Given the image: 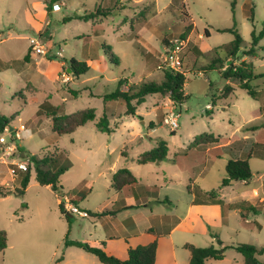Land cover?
Segmentation results:
<instances>
[{
    "label": "rangeland",
    "instance_id": "374dc122",
    "mask_svg": "<svg viewBox=\"0 0 264 264\" xmlns=\"http://www.w3.org/2000/svg\"><path fill=\"white\" fill-rule=\"evenodd\" d=\"M97 8L108 15L83 19ZM186 15L194 25L190 44L198 46L204 55L197 64L187 59L184 62V92L188 99L177 107L179 127L172 134L165 124L166 115L174 106L168 95L147 96L139 106V117L126 115L122 100H104V96L114 92L120 81L124 91L144 82L161 83L167 70L164 43L184 31ZM263 28L264 0H0V113L14 118L11 123L15 126H25L21 132L25 156L60 152L71 162V168L60 178L63 192L57 194L49 186L39 185L33 170L23 197L13 192L15 178L7 167L0 165V185L10 191V195L0 197V230L8 237V246L0 253V264H60L57 259L64 258L66 240L86 243L91 234L95 240L104 239L101 221L91 215L82 218L71 214L64 207L67 220L61 215L59 200L68 199L76 206L73 199L89 184L94 189L77 200L78 209L91 214L103 211L110 167L117 159L122 163L121 152L128 154V165L143 169L152 181L148 169L137 163L141 153L154 149L160 139L171 141L168 146L173 152L192 136L204 133L232 145L222 157L209 156V163L205 161L207 154L198 156L191 170L198 174L196 184L220 196L223 192L237 195L244 189L259 193L257 202L252 199L255 205L243 203L248 209L247 227L242 225L240 214L244 209L240 206L239 210L231 209L228 229L217 224L206 227L226 245L248 244L264 249V77L250 83L257 92L254 100L238 87L237 80L226 83L218 70H203L213 59H226L224 46L235 36L224 30H235L243 39L244 50L250 47L252 32L259 33ZM39 33L50 50L45 57L30 49V39ZM259 46L264 47V39ZM57 51H62L63 58L55 57ZM27 52L29 60L23 62ZM72 57L86 61L90 70L79 79L70 73L71 81L65 82L60 70L68 71L67 62ZM49 60L64 64L60 68L50 67ZM241 60L239 54L233 63L238 65ZM245 62L255 75L264 74V49ZM225 84L235 90L222 98ZM213 96L218 98L215 104ZM46 99L60 106L65 114L94 109L96 118L72 134L59 136L52 131L51 119L38 115L39 105ZM260 108L261 113H257ZM157 111L162 113L158 118ZM104 115L114 130L111 134L96 127ZM150 121L154 126L149 125ZM241 150L251 154V181L247 186L237 181L232 183L233 187H222L228 161L241 157ZM203 166L206 168L202 170ZM188 174L190 170L183 175ZM251 206L257 208V214L250 210ZM200 245L210 246L206 240ZM73 252L66 264H92ZM184 252L178 251L183 254L178 255L182 264H186L188 254ZM83 256L101 264L95 257ZM237 257L241 258L238 252L229 251L225 260L213 262L237 264ZM259 257L264 261V253ZM117 258L124 261L127 256Z\"/></svg>",
    "mask_w": 264,
    "mask_h": 264
},
{
    "label": "trees",
    "instance_id": "16d2710c",
    "mask_svg": "<svg viewBox=\"0 0 264 264\" xmlns=\"http://www.w3.org/2000/svg\"><path fill=\"white\" fill-rule=\"evenodd\" d=\"M91 12L89 15L83 16L85 21L95 18L96 16H107L108 13L105 10L99 8ZM185 21V20H184ZM183 21V22H184ZM187 25L184 27V31L178 35V38L169 40L164 43V47H170L173 44L174 40H181L186 42V46L181 52V70L173 71L166 70L164 74V80L161 83L156 82H144L140 85H134L128 90H122V82L120 81L116 90L110 94L104 96V100H122L126 105V115H135V111L138 106L145 102V99L149 95L160 94L168 95L170 100L177 106L180 107L187 99L188 96L184 93V87L186 85V73L187 67L184 62L186 59L189 63L197 64L199 58L204 55V53L190 42H188V37L193 30V22L186 15ZM225 32H231L234 34L235 39L227 46H224L227 52L226 59L223 61L221 59H213L211 62L203 68L205 71L218 70L221 77L225 81H230L235 79L238 81V87L247 91L249 96L254 100H257V92L251 86V81L256 78L264 77V74L255 75L250 65L245 62V59L248 57H256L259 50H263L264 47L259 46V42L264 39V28L256 33L255 30L252 32V42L248 49H243V39L242 37L233 29L224 30ZM206 36H209V32L205 31ZM30 52V50H29ZM29 52L25 55L22 61L29 60ZM241 54L243 60L239 62L238 65L234 64V60H238V55ZM228 63V64H227ZM67 69L76 79H79L81 76L87 74L90 70V66L86 61H79L77 58H70L67 62ZM6 69V68H4ZM212 85L210 84V88ZM235 88L229 84H225L222 88V98H227L230 94L234 92ZM218 98L213 96V103ZM135 102V104H133ZM263 108L257 110V113H261ZM44 114L51 119L52 131L59 136L69 135L74 133L78 128L85 126L88 122L94 121L96 118L94 109H86L78 113L65 114L62 111L60 106H54L51 104L49 99H46L39 105L38 115ZM14 118H8L0 113V132H2L8 125L11 124ZM96 127L100 132L111 134L114 132L110 128L109 120L106 115L96 123ZM174 134V132H172ZM220 140L218 137L213 136L212 134L204 133L197 135L194 139L193 144H211L218 143ZM22 151V150H21ZM169 147L168 140L160 139L157 142V146L148 151H144L140 154L137 159L139 165H146L149 163H156L163 161L168 155ZM59 154H46V155H36L31 156L32 165L29 166L28 170L25 173H21L15 179L17 183L14 193L19 196H24L31 179V172L34 170L35 179L41 186H49L54 193L60 194L62 187L60 186V178L64 175L70 168L71 162L67 159L64 153ZM250 157L251 154L247 155L246 158H234L230 159L227 163L226 173L227 177L222 180L221 186L227 187L230 186L233 182L243 181L249 183L252 179V172L250 167ZM138 185V180L132 174V172L127 168H121L113 174L112 177V186L119 193H127V190ZM189 192L194 195L195 204H219L224 213L231 208V206L225 204L220 198L219 193L216 191L205 192L200 189L198 186L188 187ZM8 192V193H7ZM90 193V189L86 188L81 190L73 199L75 205L78 204L77 200L83 199ZM10 195L8 188H4L0 185V197ZM126 196V194H124ZM123 196V195H122ZM241 221L242 224L247 227L248 223L246 220L248 218L246 205L241 204ZM59 209L61 215L69 220L68 215L66 214L62 203H59ZM250 210L257 214L258 210L254 206L250 207ZM91 215L89 212H87ZM103 215V214H99ZM97 215V216H99ZM69 230L66 234L68 237ZM218 246L210 245L207 247H196L190 244L184 246L187 249L191 256L189 264H206L208 259L222 260L224 258V253L228 249H235L239 252L243 258V264H264V261L260 260L258 256L264 253L263 248H257L248 244H237L235 246H226L224 243L217 239ZM8 246V237L7 233L3 230H0V253H3ZM65 246H74L85 253L95 256L102 264H155L156 255L158 249V241L155 238L151 243L147 245H139L136 247H129L127 250V259L120 260L116 256L110 254L103 243L91 245L88 243L82 242H68L65 241ZM62 256L57 259V262L62 260Z\"/></svg>",
    "mask_w": 264,
    "mask_h": 264
},
{
    "label": "crops",
    "instance_id": "0c3cea01",
    "mask_svg": "<svg viewBox=\"0 0 264 264\" xmlns=\"http://www.w3.org/2000/svg\"><path fill=\"white\" fill-rule=\"evenodd\" d=\"M37 35H40V33ZM190 36L188 37V42L191 40ZM88 60L93 61L91 59ZM63 64V62H56V60H49L47 62V65L50 67L55 66L54 68H60ZM228 82L226 81V83ZM207 111H211V109ZM161 115L162 113L157 111L155 116L158 118ZM134 116H140L139 106ZM142 123L144 124V121ZM149 125L154 126V122L150 121ZM195 137L192 136L188 142L181 145V147H176V150L173 152H170L169 149L168 155L163 161L140 165L148 169L149 175L154 178L152 181L150 180L151 178L146 176L143 169L136 170L134 167L128 165V154L124 155L121 152L122 163L117 159L110 167V182L105 185L108 197L104 202L103 211H98L96 214H91L90 212L91 217L101 221L104 239L95 240L93 239L94 235L91 234L88 236L89 240L87 242L91 245L103 243L106 250L110 251V254L121 258L123 255L127 256L129 247L147 245L157 238L158 249L155 264H182L178 260V255H183L182 253L178 254L180 249L185 251L184 253H188L186 254V264H189L191 254L184 248L186 244L203 247L200 245V242H205L206 240L208 244L214 245L215 242V246H218L217 239L219 237L209 227L207 228L206 225L217 224L221 228L228 229L231 209L236 210L238 208L237 210H239V206L245 202L255 205L252 199L256 201L257 194L259 193L255 189L253 191L244 189L237 195L225 194L223 192L219 198L225 204L231 206L225 213L219 204H195L193 202L195 197L188 190L189 186H198L196 184L198 174L196 175L191 171L194 169L193 164L195 160L198 159L199 155L207 154L208 157L205 158V161L209 163V156L213 155L215 158L222 157V154L227 152V149L232 145V142L230 143L229 141L226 143L219 141L214 146H208L207 144L194 145ZM243 140H248V138ZM170 142L168 141V143ZM240 153L241 157L239 158H246L250 154L245 150H241ZM121 168L129 169L138 180L137 186L127 190V193L123 192V194L116 191L112 186L113 174ZM205 168L203 166L202 170ZM188 170H190V174L185 177L183 174ZM92 183L94 184V181ZM243 183L247 186V183ZM61 187V192H63V186ZM86 188L90 189V193L88 194L90 195L94 188L89 184L86 185ZM224 245L226 244L224 243ZM64 249L65 255L60 264H66L68 255H74L73 251H75V255L79 256L82 261L86 260L95 264V262L89 260V258H85L83 255L95 256L85 253L77 247L64 246ZM78 250L82 251L83 254H79ZM229 251L236 250L228 249L224 253L222 260L208 259L206 264H215L213 261L225 260ZM258 258L260 259L259 256ZM243 263V256L241 255V258L237 257V264Z\"/></svg>",
    "mask_w": 264,
    "mask_h": 264
},
{
    "label": "built area",
    "instance_id": "2783aa9c",
    "mask_svg": "<svg viewBox=\"0 0 264 264\" xmlns=\"http://www.w3.org/2000/svg\"><path fill=\"white\" fill-rule=\"evenodd\" d=\"M185 46V41L174 40L170 47H165L164 66L166 69L173 71L181 70L180 54ZM30 49L34 54L44 57L50 52L49 49H46L45 43L42 42L41 35H37L30 39ZM63 56L62 51H57L55 54V57L57 58H63ZM60 75L65 82L71 81L69 71L64 70V68H61ZM176 110L177 106L174 104L165 119V124L170 126L172 132H175L179 127L180 113ZM25 129L26 128L23 124L15 126L11 123L0 132V165L7 167L15 179L19 174L25 173L29 166L32 165L31 156H25L23 151H21V132ZM60 202L71 214H78L82 218L89 217V214L86 211H80L78 207L72 205L68 199H60Z\"/></svg>",
    "mask_w": 264,
    "mask_h": 264
}]
</instances>
